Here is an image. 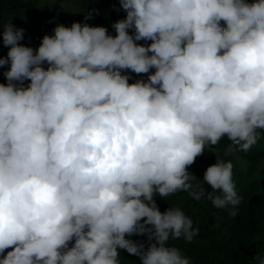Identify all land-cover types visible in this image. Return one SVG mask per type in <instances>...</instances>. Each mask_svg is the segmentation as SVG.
Masks as SVG:
<instances>
[{
  "label": "clouds",
  "instance_id": "obj_1",
  "mask_svg": "<svg viewBox=\"0 0 264 264\" xmlns=\"http://www.w3.org/2000/svg\"><path fill=\"white\" fill-rule=\"evenodd\" d=\"M120 4L115 36L58 24L33 49L19 43L23 29L0 26V68L10 65L0 83V264H120L119 249L142 264H191L169 240L190 243L198 229L154 196L240 203L231 162L216 160L202 182L188 167L225 136L231 154L264 132V0ZM150 69L147 81L122 74ZM132 235H146L147 249Z\"/></svg>",
  "mask_w": 264,
  "mask_h": 264
},
{
  "label": "trees",
  "instance_id": "obj_2",
  "mask_svg": "<svg viewBox=\"0 0 264 264\" xmlns=\"http://www.w3.org/2000/svg\"><path fill=\"white\" fill-rule=\"evenodd\" d=\"M79 12L80 23L107 22L115 23L126 17L120 0H75ZM253 3L255 0H245ZM91 14L90 19L86 16ZM9 22L17 28L23 29V39L20 44L36 49L44 35H53V29L58 24L70 27L71 23L65 19L62 0H0V26ZM223 25V22H221ZM133 30H129L132 34ZM108 34L115 36L111 28ZM148 45L151 41H138ZM9 48L3 45L2 29H0V57L6 58ZM45 69L48 65H42ZM10 65L0 68V83H7L3 73ZM147 74L137 75L130 71L124 74L130 76L129 83L137 79L147 81ZM30 81L25 80V87ZM231 142L225 136L215 145L218 153L213 160L206 159L200 170L201 182L207 167L216 163V160L233 164V181L236 186L240 203L233 207L217 208L206 198L199 201L193 199L188 192L178 191L167 197L154 196L159 210L163 213L169 208H179L193 221V227L198 234L189 243L184 239L169 240L171 246L181 249L189 258L191 264H254L257 254L264 256V132L252 148L247 151H233L226 154ZM241 161L245 165L241 166ZM191 166L188 167L190 171ZM206 192L213 189L207 183L203 184ZM219 194V190H216ZM236 214L233 215L232 213ZM143 222V221H141ZM133 241L143 242L145 249L149 245L146 235H132L126 237ZM154 242V241H152ZM75 240L69 242L68 249ZM5 250V255L7 251ZM120 264H142L139 257L129 254L125 249H119Z\"/></svg>",
  "mask_w": 264,
  "mask_h": 264
},
{
  "label": "rangeland",
  "instance_id": "obj_3",
  "mask_svg": "<svg viewBox=\"0 0 264 264\" xmlns=\"http://www.w3.org/2000/svg\"><path fill=\"white\" fill-rule=\"evenodd\" d=\"M63 1V8H64V16L67 21H69L71 24L73 22H79V12L77 10V3L75 0H62ZM80 23V22H79ZM83 24V23H82ZM89 26H103L105 27L108 32L112 28L111 23L107 22H90L87 23ZM124 74V73H122ZM218 153V149L216 146H210L209 148H206L203 155L196 158L195 163L191 165L190 173L195 176L197 181H201L200 176V170L205 165L206 159L213 160V157ZM245 165L243 161H241V166ZM197 181H193V183H196Z\"/></svg>",
  "mask_w": 264,
  "mask_h": 264
}]
</instances>
